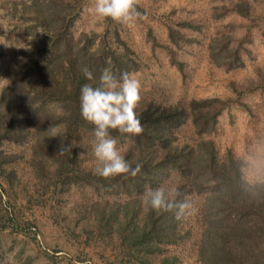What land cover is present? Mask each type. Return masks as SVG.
Instances as JSON below:
<instances>
[{"label":"trees","instance_id":"16d2710c","mask_svg":"<svg viewBox=\"0 0 264 264\" xmlns=\"http://www.w3.org/2000/svg\"><path fill=\"white\" fill-rule=\"evenodd\" d=\"M83 2H8V15L16 20L11 35L22 46L12 54L15 75L0 90V176L6 187L11 189L16 180L10 165L23 160L38 196H55L72 188L89 190L95 200L87 207V218L97 224L103 241L115 247L123 263L145 264L164 247L190 238L185 216L178 220L171 212L146 209L142 203L149 187L165 186L176 178L173 187L180 193L178 199H203L196 215L199 264H264V181H247L242 160L230 151L220 156L210 140L194 146L177 144L173 129L186 116L183 109L148 105L137 113L141 134L110 130L124 146L120 152L126 161L133 168L141 165L135 176L104 179L95 174V166L81 167L80 152L93 142V125L80 113L81 86H98L104 68L119 78L139 67L112 23L100 34L74 35ZM234 7L244 16L241 3ZM177 25L179 29L168 27L167 37L180 48L190 41L180 29L197 27L187 22ZM230 41V36L221 35L211 39L207 49L210 61L228 70L242 64L239 50L232 49ZM85 66L92 71V80L84 76ZM3 72L7 69L0 66L1 77ZM215 103L217 99L190 103L197 135L214 131L221 112ZM6 145H23L26 153H8ZM59 146H70L71 151L61 153ZM4 222L0 211V232ZM175 261L162 258L160 264Z\"/></svg>","mask_w":264,"mask_h":264},{"label":"rangeland","instance_id":"374dc122","mask_svg":"<svg viewBox=\"0 0 264 264\" xmlns=\"http://www.w3.org/2000/svg\"><path fill=\"white\" fill-rule=\"evenodd\" d=\"M10 1L0 0V52L5 53L0 66L7 69L0 76V90L15 75L12 54L22 46L11 35L16 20L7 12ZM83 1L74 35L100 34L112 23L139 62L138 71L132 73L141 82L137 113L148 105L183 109L186 116L173 129L177 144L194 146L210 140L220 156L230 151L242 160L247 181H264L250 159L264 149V0H138L137 10L146 18L133 27L94 16L87 10L93 0ZM240 3L246 8L244 16L234 7ZM182 22L197 28L180 29L190 41L176 48L167 30L169 26L179 29L177 24ZM221 35L230 36V47L240 52L242 64L231 70L216 66L208 57L210 40ZM208 99H217L215 106L221 112L213 132L197 135L189 105ZM123 147L117 141L120 151ZM4 149L26 153L23 145ZM79 161L84 168L97 166L92 142L80 152ZM10 168L16 174L11 189L0 176V211L6 221L0 232L1 264H127L115 247L103 241L92 218H87V207L95 200L89 190L72 188L55 196H38L24 161L17 160ZM176 182L171 178L165 186L173 187ZM187 201L190 211L184 226L190 229V238L164 247L145 264H160L162 258H175L174 264H199L196 215L203 199L195 196Z\"/></svg>","mask_w":264,"mask_h":264},{"label":"clouds","instance_id":"9594fccd","mask_svg":"<svg viewBox=\"0 0 264 264\" xmlns=\"http://www.w3.org/2000/svg\"><path fill=\"white\" fill-rule=\"evenodd\" d=\"M138 0H93L87 10L101 19H111L125 26L133 27L137 21L146 17L137 10ZM84 76L92 80L93 73L87 66L82 68ZM141 82L127 72L119 78L113 72L101 69L99 84L93 87L84 84L80 89V113L82 119L93 125V154L96 160L95 174L108 179L122 174L135 176L141 165L133 168L117 148L116 138L110 130L121 134L139 135L143 132L136 108L141 100ZM59 152L71 151L70 146H59ZM258 174L264 175V149L250 158ZM179 191L175 187H149L142 197L146 209L171 212L181 219L190 211L186 199H178Z\"/></svg>","mask_w":264,"mask_h":264}]
</instances>
